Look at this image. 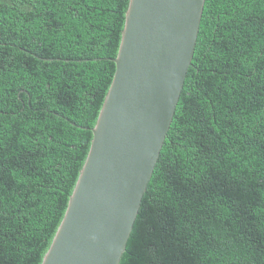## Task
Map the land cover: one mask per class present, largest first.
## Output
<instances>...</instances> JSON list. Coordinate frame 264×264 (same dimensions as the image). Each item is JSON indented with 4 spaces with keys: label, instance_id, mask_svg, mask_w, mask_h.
<instances>
[{
    "label": "trees",
    "instance_id": "obj_1",
    "mask_svg": "<svg viewBox=\"0 0 264 264\" xmlns=\"http://www.w3.org/2000/svg\"><path fill=\"white\" fill-rule=\"evenodd\" d=\"M129 0H0V264H40L84 163ZM119 264H264V0H205Z\"/></svg>",
    "mask_w": 264,
    "mask_h": 264
},
{
    "label": "water",
    "instance_id": "obj_2",
    "mask_svg": "<svg viewBox=\"0 0 264 264\" xmlns=\"http://www.w3.org/2000/svg\"><path fill=\"white\" fill-rule=\"evenodd\" d=\"M205 0H129L114 75L40 264H119L191 66Z\"/></svg>",
    "mask_w": 264,
    "mask_h": 264
}]
</instances>
